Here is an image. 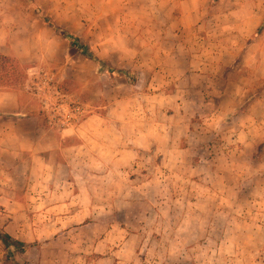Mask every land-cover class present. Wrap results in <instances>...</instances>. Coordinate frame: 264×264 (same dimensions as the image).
Wrapping results in <instances>:
<instances>
[{"label":"rangeland","instance_id":"374dc122","mask_svg":"<svg viewBox=\"0 0 264 264\" xmlns=\"http://www.w3.org/2000/svg\"><path fill=\"white\" fill-rule=\"evenodd\" d=\"M155 1L0 0V55L21 66L15 91L27 102L25 112L55 122L47 132L66 128L87 143L91 167L69 174L87 187L83 199L57 212L58 235L28 242L14 227L9 235L32 248L14 254L11 263L0 243V264H264V119L249 124L241 115L233 118L245 106L230 113L239 98L257 97L264 79L222 73L225 91L235 90L229 95L238 98L222 99L215 120L209 104L193 112L161 99L173 95L183 76L148 73L154 60L164 64L161 56L172 46L184 56L195 36L200 44L191 55L256 54L264 44V20L254 35L237 37L233 30H251L264 0H198L207 9L204 19L182 16L181 1L151 10ZM53 27L79 38L117 72L83 56ZM119 71L133 72L136 83ZM186 80L180 94L188 84H206L195 75ZM151 96L156 100L143 99ZM139 130L153 131L140 147L117 142ZM185 132L189 139L179 136ZM69 214L71 221L61 220Z\"/></svg>","mask_w":264,"mask_h":264},{"label":"crops","instance_id":"0c3cea01","mask_svg":"<svg viewBox=\"0 0 264 264\" xmlns=\"http://www.w3.org/2000/svg\"><path fill=\"white\" fill-rule=\"evenodd\" d=\"M175 1H181L180 4L184 9V13L181 15L186 16V19L198 18L199 14H201V19L207 17L205 14L207 9L204 8V3L200 4L201 8H199L198 0H156L155 3H150V5L156 4V6L149 7L151 10H157V8L160 10L159 8L162 9L165 5ZM17 11H20V8H17ZM255 13L257 17H251V20L256 22L255 26L253 25L251 30L245 27L242 29L236 27L239 30H233L235 36L255 34L264 20V12L258 7ZM181 21L183 23V20L179 19V25H182ZM174 25L176 22L172 23L173 27ZM182 27L185 28L186 26ZM0 28H5L3 23L0 24ZM196 38L195 36L186 42L188 45L192 44L190 46L192 49L189 46L188 49L184 47V56H178L173 51L174 46L170 47L169 51L163 52L164 56L161 58L163 57L164 64L154 65V60V68L148 73L149 76L154 72V74H162L171 78L183 76L184 80L178 78L179 84L175 85L178 89L173 95H165L161 99L169 103H173V99H175L177 105L179 102L193 112L198 109H206L209 104L213 108L211 118L218 120L220 117L217 116V113L222 99L238 98V96L229 95L233 94L235 90L233 93L225 91L222 73H237L242 76H247L245 73H248L249 77L257 75L259 79H264V44L261 45V49L259 48V52L252 56H244L245 54L242 56H205V51L202 50L191 55L195 51V44H200V40L196 41ZM181 42L184 41L181 39L178 45L182 46ZM198 47L201 48V45ZM232 50L233 52L236 51L235 48ZM219 72H221L220 75ZM140 73L142 74L143 70ZM192 75L206 84L203 83L201 86L188 84L186 86L188 92L180 94L182 84L187 81L188 76ZM226 84H228L227 81ZM257 89L258 92L253 90V93L254 91L257 92V97L249 95L243 99L244 101L239 98L237 105L230 110V113H236L234 111H237L239 107L245 106V108L241 113L237 112L232 115L233 118L241 115V117L246 118L249 124H258L259 120L264 119V80L258 81ZM240 90L241 93L242 91L245 92L243 88ZM189 94L191 95L189 96ZM237 95H239V91ZM154 97H144L143 99L148 98V101H154L156 100ZM195 98L197 99L193 100ZM26 106L27 102L24 101L19 92L0 90V229L12 235L14 234V227H17L18 232L15 233L17 237L29 242L31 238L40 241L44 236L47 239V237L58 235L61 230L57 226V212L68 210V207L77 204L78 200L84 198V191L87 187L82 178L81 184L79 181L68 180L69 174L78 172L87 174L91 171V167L87 163V158L90 156V147L87 143L72 136L71 130L66 128L60 129V133L45 131L46 125L53 130L55 122L49 119L44 124L36 113L25 112ZM225 116L226 114L222 115L223 118ZM92 122L93 119L90 118L84 124L88 125ZM156 126L159 127V125ZM173 126L168 125L169 128H173ZM243 132H245L244 129ZM247 132L246 135L249 136ZM152 133L153 131L139 130V135L120 136L117 142L127 141L133 145L137 144L136 147H140L139 143L143 144L147 138L152 136ZM179 136L189 139L186 132L185 136ZM248 136L245 138L252 139ZM94 143L100 142L95 141ZM96 149H100V147ZM109 151L113 157L118 153L114 147L110 148ZM110 156L105 158L112 159ZM115 159L117 158L115 157ZM98 164L101 167L105 166L100 162ZM75 190L79 194H75ZM72 218L73 216L69 214L62 217L61 220L71 221ZM66 233L61 232V235ZM33 251L34 249L30 251V254Z\"/></svg>","mask_w":264,"mask_h":264},{"label":"trees","instance_id":"16d2710c","mask_svg":"<svg viewBox=\"0 0 264 264\" xmlns=\"http://www.w3.org/2000/svg\"><path fill=\"white\" fill-rule=\"evenodd\" d=\"M54 31L61 36L72 48H75L83 56L90 58L96 64L105 67L104 62L93 57L89 48L84 45L79 38L69 34L68 32L53 27ZM106 68V67H105ZM108 72H117L112 68H106ZM21 66L12 58L0 55V89L2 90H15L21 84L23 77ZM119 74L125 76L131 85L136 83V75L133 72L119 71ZM0 243L3 246L6 256L5 260L15 263L14 254H25L32 248L31 244L19 241L9 234L0 230Z\"/></svg>","mask_w":264,"mask_h":264},{"label":"built area","instance_id":"2783aa9c","mask_svg":"<svg viewBox=\"0 0 264 264\" xmlns=\"http://www.w3.org/2000/svg\"><path fill=\"white\" fill-rule=\"evenodd\" d=\"M66 124H69L68 122Z\"/></svg>","mask_w":264,"mask_h":264}]
</instances>
